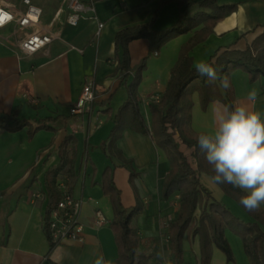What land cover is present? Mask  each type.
I'll use <instances>...</instances> for the list:
<instances>
[{"label": "crops", "instance_id": "obj_1", "mask_svg": "<svg viewBox=\"0 0 264 264\" xmlns=\"http://www.w3.org/2000/svg\"><path fill=\"white\" fill-rule=\"evenodd\" d=\"M10 1L21 6L20 0ZM69 1L33 0L43 9L42 26L58 35L48 48L33 55L18 48L12 25L0 28V115L16 114L18 119H29L33 127L38 125L37 119L53 117L57 128L40 129L32 137L29 126L14 131L0 128V264H94L97 258L114 264L119 256L111 225L114 210L102 189L108 166L122 192L125 208L134 207L138 198L143 207L132 220L141 237L139 251L151 255L150 264H177L170 246L169 224L178 216L181 194L176 191L167 200L162 197L163 183L170 172L166 152L157 145L153 133L130 129L117 141L124 158L111 155L102 147L109 144L115 115L128 96L115 60L116 35L125 27L147 24L154 17V28L165 30L176 25L185 13L191 17L210 10L200 6L201 0H192L188 9L176 0H165L162 6V0H82L93 4L95 11L85 13L73 26L68 23ZM218 1L238 3V8L194 47V66L207 62L220 50L246 49L264 30V0ZM200 27L171 38L157 55L149 53L147 38L129 44L132 67L147 57V69L139 86V106L150 128L152 97L165 93L182 45ZM88 80L95 83L96 97L85 112L73 114L71 108ZM228 80L230 87L221 88L223 99L219 101L227 105L245 103L264 114V75L251 81L246 71L237 69ZM253 89L257 92L254 102L247 100V93ZM193 102L192 128L198 133L211 132L213 102L202 109L198 93L193 94ZM67 134H74L78 141L74 166L77 183L72 195L82 200L80 219L85 226V241L52 247L41 214L49 200L45 174L60 162L59 147ZM182 149L192 150L185 145ZM208 176L202 172L200 180L216 200L241 221H254L220 185L211 184ZM34 193H41L42 197H35ZM260 208L264 210V205ZM98 209L108 219L102 225L96 223ZM224 232L234 261H229L222 249L214 245L211 264H252L242 237L228 226ZM183 250L179 264H202L199 236H184Z\"/></svg>", "mask_w": 264, "mask_h": 264}, {"label": "trees", "instance_id": "obj_2", "mask_svg": "<svg viewBox=\"0 0 264 264\" xmlns=\"http://www.w3.org/2000/svg\"><path fill=\"white\" fill-rule=\"evenodd\" d=\"M176 1L180 6L186 4L187 9L194 3L192 0ZM164 2L165 0H162L161 6ZM198 3L210 12L203 10L191 17L185 13L180 16L176 25L165 30L154 28V17L147 24L125 27L118 31L115 60L118 61L120 80L126 87L128 96L115 115L109 144H103L102 147L105 152L108 150L111 155L124 158V154L117 147V141L125 130L130 129L142 134L153 133L157 145L166 152L170 161V172L163 183L162 197L167 200L176 191L181 194L178 216L169 224V241L177 264L183 261L184 236L190 233L199 236L202 264H211L214 245L222 249L229 261H234L232 248L225 237V226L242 237L244 249L252 264H264V210L260 208L255 212H248L239 204V198L243 194L240 189L228 184L220 185L224 193L235 199L254 220L248 223L241 221L224 204L216 200L200 180L202 172L209 175L212 173L211 166L197 145V137L200 133L192 128L193 94H199L204 110L211 102L223 99V95L219 79L209 81L197 73L191 52L195 46L207 39L218 22L237 10L238 3L220 4L218 0H201ZM198 27L200 28L195 30L190 39L182 45L165 93L159 102L151 104L150 128L139 106V86L143 71L147 69V57L135 68L132 67L129 44L136 39L147 38L151 54L159 51L171 38L191 32ZM205 63L211 65L220 77L229 79L233 71L242 69L249 74L251 81H256L264 75V30L246 49L220 50ZM16 116V114L0 115V128L14 131L29 126L31 137L40 129L57 130L53 117L37 119L38 125L33 127L29 119H18ZM77 142L74 134H67L59 147L60 162L45 174L49 199L47 211H50L61 198L58 179L62 174L67 176L70 194L74 190L77 183L74 168ZM182 145L192 149L190 155L193 161L182 149ZM102 189L110 197L114 210L111 225L119 250V256L114 264H150L151 255L139 251L141 237L132 226L133 218L143 210L139 198L134 207L125 208L122 192L115 182L110 166L103 173ZM198 207H202V211L197 219Z\"/></svg>", "mask_w": 264, "mask_h": 264}, {"label": "clouds", "instance_id": "obj_3", "mask_svg": "<svg viewBox=\"0 0 264 264\" xmlns=\"http://www.w3.org/2000/svg\"><path fill=\"white\" fill-rule=\"evenodd\" d=\"M195 68L209 81L219 79L221 88L230 87L228 78L218 76L211 65L198 62ZM256 98L255 89L247 93L248 101ZM212 114V131L197 137L198 148L211 166L208 181L240 189L239 204L255 212L264 205V114L245 103L227 105L219 100L213 101ZM94 264L105 262L97 258Z\"/></svg>", "mask_w": 264, "mask_h": 264}, {"label": "built area", "instance_id": "obj_4", "mask_svg": "<svg viewBox=\"0 0 264 264\" xmlns=\"http://www.w3.org/2000/svg\"><path fill=\"white\" fill-rule=\"evenodd\" d=\"M20 2L21 6L10 0H1L0 17L3 18V22L0 23V28L12 25L17 33L18 48L27 55H33L48 48L58 38V35L42 26L43 9L39 5L35 4L33 0H20ZM68 8V23L73 26H77L85 13L95 11L93 4H86L82 0H70ZM100 27L103 28V24H100ZM154 54L157 55L158 51H155ZM95 97V83L88 80L84 84L79 100L72 106L71 113L85 112ZM160 99V95L152 97L153 102H159ZM67 180V176L64 174L59 177L58 187L61 198L50 211H47L46 208L41 213L43 228L53 246L85 241V226L80 219L82 200L70 194ZM33 196L42 197L41 193H34ZM95 214L98 225L108 221L101 209L96 210Z\"/></svg>", "mask_w": 264, "mask_h": 264}, {"label": "rangeland", "instance_id": "obj_5", "mask_svg": "<svg viewBox=\"0 0 264 264\" xmlns=\"http://www.w3.org/2000/svg\"><path fill=\"white\" fill-rule=\"evenodd\" d=\"M186 152L188 153L187 155L190 157V160L191 161H193V159H192V157H191V151H188V150H186ZM201 211H202V207H198V209H197V211H196V218L198 219V217L201 215ZM173 219V217L171 218H169V221H171ZM168 221V222H169Z\"/></svg>", "mask_w": 264, "mask_h": 264}, {"label": "snow or ice", "instance_id": "obj_6", "mask_svg": "<svg viewBox=\"0 0 264 264\" xmlns=\"http://www.w3.org/2000/svg\"><path fill=\"white\" fill-rule=\"evenodd\" d=\"M3 22V18L2 17H0V23H2Z\"/></svg>", "mask_w": 264, "mask_h": 264}]
</instances>
